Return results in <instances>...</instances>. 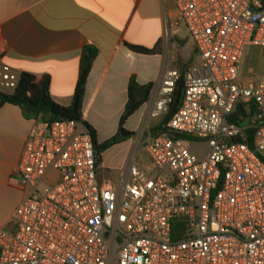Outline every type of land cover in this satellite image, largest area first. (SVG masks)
Segmentation results:
<instances>
[{"label": "built area", "instance_id": "built-area-1", "mask_svg": "<svg viewBox=\"0 0 264 264\" xmlns=\"http://www.w3.org/2000/svg\"><path fill=\"white\" fill-rule=\"evenodd\" d=\"M161 1L165 40L183 24L201 63L157 135L181 73L153 83L136 136L149 167L134 149L120 183L100 180L81 122L33 119L16 171L31 193L0 227V264H264V80L240 77L246 48H264V0H175L173 17ZM19 80L0 63L1 94Z\"/></svg>", "mask_w": 264, "mask_h": 264}, {"label": "crops", "instance_id": "crops-1", "mask_svg": "<svg viewBox=\"0 0 264 264\" xmlns=\"http://www.w3.org/2000/svg\"><path fill=\"white\" fill-rule=\"evenodd\" d=\"M167 8L175 16V0H167ZM180 28L172 29L165 40L161 0H0V63L18 76L30 74L38 81L48 78L54 102L70 106L82 50L95 47L98 54L87 80L82 113L101 145L118 133L131 78L143 86L156 83L165 66L177 69L192 60L184 51L189 47L195 53L193 43L181 37ZM126 44L147 49L157 46V51L140 55ZM240 77L264 80V48H246ZM143 110L125 123L126 131L134 136L101 153L100 180L120 183L133 156ZM33 124L20 107L0 106L1 228L12 224L16 209L28 197L27 185L16 171ZM138 163L149 167L143 148L138 150Z\"/></svg>", "mask_w": 264, "mask_h": 264}, {"label": "trees", "instance_id": "trees-1", "mask_svg": "<svg viewBox=\"0 0 264 264\" xmlns=\"http://www.w3.org/2000/svg\"><path fill=\"white\" fill-rule=\"evenodd\" d=\"M126 47L131 52L140 55H151L157 51V46L154 49H147L126 44ZM97 54L98 51L93 46L88 45L83 48L80 57L79 75L74 90L73 101L70 106H61L54 102L50 95V80L48 78L38 81L34 76L25 73L20 76L17 88L10 94L0 93V99L1 105L11 104L18 106L22 109L26 117L31 119L41 118L49 122L57 120H75L81 122L92 135L97 153V164H99L101 161V153L134 136L133 133L126 131L124 127L125 123L147 102L153 83L143 86L140 85L134 77L131 78L128 86V102L120 120L118 133L107 142L98 145L96 141V131L83 120L82 113L87 80ZM189 66L183 65V67L179 66L180 68H177L181 73V79L177 83L173 94V102L170 106L169 114L164 118L163 122L154 129L155 135L167 131L166 124L177 112L182 103L185 91V73ZM244 114V107L238 106L233 117L235 121H238V118ZM246 133L248 135L247 143L251 145L253 130H248Z\"/></svg>", "mask_w": 264, "mask_h": 264}, {"label": "rangeland", "instance_id": "rangeland-1", "mask_svg": "<svg viewBox=\"0 0 264 264\" xmlns=\"http://www.w3.org/2000/svg\"><path fill=\"white\" fill-rule=\"evenodd\" d=\"M180 29L182 31L181 32V37H183L186 40V42L190 44L191 43L190 42L191 39H190L189 34H188V32H187V30H186V28H185V26L183 24L181 25ZM165 47H167V45ZM184 53L187 54V57H189V59L192 57V60L189 61L187 65H193V64H200L201 63L200 57L196 53L192 52V50L189 47L184 51ZM181 67H183V65H181ZM178 68H180V67H178ZM163 120H164V118L152 123V129H151V134L152 135H155L154 129L159 124H161L163 122ZM144 142H145V140L142 139L140 141V143L138 144V142H137V140L135 138V140H134V148L133 149H138V150L142 149L143 145H144ZM191 151L199 159H203V158H205L208 155L209 147H208V145H205V144L204 145H191ZM57 177H58V173L57 172H53L51 174V178H50L51 182H56ZM30 193H31V187L27 185L26 196L27 195L29 196ZM5 229L8 230V231L12 230V224L10 226L6 227Z\"/></svg>", "mask_w": 264, "mask_h": 264}, {"label": "water", "instance_id": "water-1", "mask_svg": "<svg viewBox=\"0 0 264 264\" xmlns=\"http://www.w3.org/2000/svg\"><path fill=\"white\" fill-rule=\"evenodd\" d=\"M242 125H243L244 127H246V126L248 125V121L242 123Z\"/></svg>", "mask_w": 264, "mask_h": 264}]
</instances>
